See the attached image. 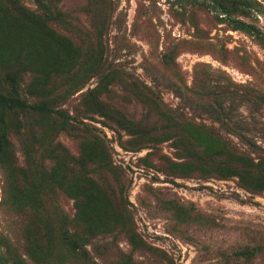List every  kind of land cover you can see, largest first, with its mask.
Returning a JSON list of instances; mask_svg holds the SVG:
<instances>
[{
  "label": "rangeland",
  "instance_id": "rangeland-1",
  "mask_svg": "<svg viewBox=\"0 0 264 264\" xmlns=\"http://www.w3.org/2000/svg\"><path fill=\"white\" fill-rule=\"evenodd\" d=\"M0 264H264V0H0Z\"/></svg>",
  "mask_w": 264,
  "mask_h": 264
}]
</instances>
